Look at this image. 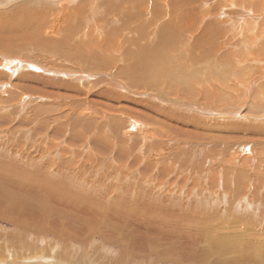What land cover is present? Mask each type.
<instances>
[{"label":"bare ground","instance_id":"obj_1","mask_svg":"<svg viewBox=\"0 0 264 264\" xmlns=\"http://www.w3.org/2000/svg\"><path fill=\"white\" fill-rule=\"evenodd\" d=\"M33 52L41 57L30 58ZM45 61H53L47 63L54 72L39 66ZM35 79L52 87L50 92L31 86ZM253 88H264V0H0V104L6 105L0 112L19 118L32 106L34 117L43 116L47 128L55 129L51 136L58 129L65 134L63 141L48 142L42 129L36 149L47 156L39 158L29 154L30 147L27 153L21 148L29 134L41 130L32 127L30 116L0 130V264H127L129 256L151 253L165 264H264V236L256 240L258 247L242 248L244 239L254 240L253 233L264 234V98L257 94L252 101ZM49 98L53 104L40 103ZM34 103H40L37 113ZM137 105L143 109L136 112ZM150 107L222 135L228 129L247 134L245 126L259 124L261 137L207 132L201 144L187 135L163 141L164 127L145 116L153 112ZM87 119L95 123L85 133L81 125ZM17 137L23 144L11 152ZM161 141L165 148L173 145V161L169 148L152 150ZM60 158L70 163L50 162ZM110 182L118 183L116 188ZM116 196L137 203L163 197L162 207L147 210L154 216L138 219L160 231L143 233L148 240L131 244L106 230L105 219L117 217L112 212L107 219L102 202ZM94 198L102 204L94 222L104 232L90 224L76 230L73 225L94 213L83 214L95 206ZM172 205L189 209L176 215L164 210ZM123 212L115 207V215ZM173 224L201 231L212 253L202 258L201 252L177 249L187 245V236L179 234L183 242L178 234L169 237L163 227ZM47 231L56 239L41 235ZM122 241L124 247L118 245ZM235 242L246 250L245 258L229 245ZM89 252L96 262L90 263Z\"/></svg>","mask_w":264,"mask_h":264},{"label":"rangeland","instance_id":"obj_2","mask_svg":"<svg viewBox=\"0 0 264 264\" xmlns=\"http://www.w3.org/2000/svg\"><path fill=\"white\" fill-rule=\"evenodd\" d=\"M39 52V51H38ZM38 52H33L31 55H30V58H37V55H38V57L40 56L39 54H36V53H38ZM62 52L60 51V54H61ZM33 54L35 55V56H33ZM41 57V56H40ZM61 57H63L64 59H71V58H69V57H66V56H61ZM42 60V61H41ZM41 60H39V61H41V62H43V58L41 59ZM47 62H53V61H45L44 63L46 64V65H44V63H40V67L42 68V69H45V70H47L48 69V72L49 73H51V72H54V71H52V70H54V69H49L50 67V65L47 63ZM124 62V61H123ZM112 65H114V62H112ZM46 66V67H45ZM51 70V71H50ZM36 72V71H35ZM40 74H42V73H40ZM40 75L38 74V76H36L35 75V77H39ZM32 81L34 82V80H31L30 82L31 83H29L31 86H33V87H36V88H38V89H41V90H45L46 89V91L45 92H50V90H51V88L52 87H47L46 86V84H44L43 83V81H40L39 79H35V81L36 82H34V83H32ZM38 81V82H37ZM40 82V84H38ZM44 85V86H43ZM53 87H55V84L54 85H52ZM179 86L181 87V86H183L182 85V83H180L179 84ZM263 87V86H262ZM59 93H63V96L64 97H69V96H67V95H65L64 93H65V91L64 90H62V89H56ZM132 90V89H131ZM138 91H140V92H138ZM138 91H135V92H137V93H141V94H143V93H145V94H147L146 92V90H145V92H144V90H142L141 91V89H138ZM259 91V92H258ZM143 92V93H142ZM254 93L256 94L255 96H254ZM3 95H4V98L3 99H6L7 98V96H6V92H3L2 93ZM45 94V93H44ZM144 94V95H145ZM251 94L253 95V96H251V100L252 99H255V101H257L258 100V98H259V96H261L262 98H264V88H263V90H262V88H258V89H256V88H253L252 89V91H251ZM257 94H259V96L257 95ZM199 95H200V93H199ZM256 96H258L257 98H255ZM134 99L136 100V101H140V102H142L143 100V98H140L139 97V95H137V96H134ZM61 101H63V100H61ZM61 101H59V102H61ZM252 101H254V100H252ZM51 103V104H53V100H50V98H49V100H46V99H44L42 102L40 101V103H44L45 105H46V103ZM144 102H146L145 100H144ZM249 102H250V100H249ZM40 103H34V105H36L35 106V110H36V113H37V108H38V106H39V104ZM153 105L154 106H157L156 105V103H154L153 102ZM0 106H6V105H4V104H0ZM32 107V106H31ZM29 108V111L26 113V114H23L22 116H30V117H28L27 119H28V121H32V127L33 128H35V129H41V130H39V131H37V133H34L33 135L32 134H29L28 135V137H26L23 141H25V140H27V143L26 144H23V141L22 142H19V137H17V139L16 140H14L15 141V143H14V147H13V149L11 150V152H14V150H16V148H17V146H19V145H21V144H23V146H21V148H22V150H23V152H25V153H27L26 151H27V148L28 147H30L29 149V154L31 153V154H33V153H36L37 155H38V151H37V149H36V145H37V139L39 138V137H35V136H41V134L42 133H44L46 130L48 131L47 132V141L49 142V138H52L53 139V141L55 140V142L58 140V139H61L62 140V137H64L65 136V134L64 133H62L61 131H60V129H58V132H56V137L55 136H51V134L53 133L52 132V130H55L54 128H52L53 126L51 125V127H50V129H52V130H49V128H47V124H45V123H47V121H45L44 120V117L42 116L41 118L40 117H34V115H35V113H34V111H33V109L34 108ZM37 107V108H36ZM51 107H53V106H51ZM137 109L135 110L136 112L139 110V109H143L141 106H139V105H137V106H135ZM151 109H152V111L153 112H148L145 116H147V117H149V118H152L153 120H155V121H157V124L159 125V126H163L164 127V129H165V131L166 132H163V133H161V134H159L160 136H161V139L164 141V139L166 140V138H170L171 140H186V138H184V137H182V136H185V135H187V136H190L191 138H193L194 140H197V142H200V143H198V144H201V134H206L207 132V134H210V136L211 135H217V136H219V135H222L221 133L219 134V132L218 131H211V130H207V128L205 127V124L203 125V124H201V123H196L195 121H193L192 119L190 120V119H185V117H178V115H174V116H164L165 114H158V113H156L154 110H156L157 112H158V110L157 109H154L153 107H150ZM5 110H8V107H5ZM57 110H59V109H57ZM91 110H93V109H91ZM262 110V108H257V109H255V112H257L258 114H259V117H262L261 116V111ZM30 111H32L30 114H29V112ZM64 111H65V109H64ZM261 111V112H260ZM69 115V114H68ZM22 116H20L19 118H18V116H15V117H12V116H10L9 114H7L6 112H0V122L1 121H3L2 119H5V120H7V122H1L0 123V130H4V128H7V127H11L12 126V124L13 125H16L18 122H20L19 120H20V118H22ZM32 117V118H31ZM156 117H158V118H156ZM9 118H13L12 120L11 119H9ZM17 118H18V120H17ZM35 118V119H34ZM175 118V119H174ZM171 119V120H170ZM11 120V121H10ZM176 120V121H175ZM191 121H193L194 123H190ZM12 122V123H11ZM15 122H16V124H15ZM41 122V123H40ZM93 122V123H92ZM199 122H201V119H200V121ZM8 123H10V124H8ZM86 125H85V124ZM95 123V121H92V120H90V119H87L86 121H84V122H82V125H81V129L83 130L82 132H84L85 131V133H88L89 131H92L91 129H90V127H92L93 126V124ZM235 123H237V122H227L226 124H227V126H229V127H232L233 125H238V123L237 124H235ZM54 124V123H53ZM200 124V125H199ZM55 125L56 126H58V123H55ZM199 125V126H198ZM202 125H203V127H202ZM243 126V125H242ZM42 127V128H41ZM84 128H86V129H84ZM245 128L247 129V131H248V133L246 134V133H243V132H238V131H236L235 129H233V131H231L230 129H228V133L229 134H226V132L223 134L224 135V137L225 138H228V137H241V138H243L244 136H248V137H252V138H258V137H261V135H259V134H257L256 133V131H257V129L256 128H260L259 127V124H258V126H257V124H255V125H252V126H245ZM42 129H43V131H42ZM202 129V130H201ZM61 130H64V128H61ZM173 131V132H172ZM201 131H203V132H201ZM264 131V130H263ZM1 132H3V131H1ZM0 132V133H1ZM110 132V131H109ZM112 132V131H111ZM168 132V133H167ZM210 132H212V133H210ZM214 132V133H213ZM40 133V134H39ZM172 133H173V135H172ZM216 133V134H215ZM49 134V135H48ZM61 134V137H59V135ZM63 134V135H62ZM243 134H246V135H243ZM32 135V136H31ZM58 135V136H57ZM223 135L222 136H220L221 138L223 137ZM264 136V135H263ZM58 137V138H57ZM173 137V138H172ZM69 138V137H68ZM74 139H76L75 138V136L73 137ZM28 139L31 141V142H28ZM65 139V141H66V137L64 138ZM160 139V140H161ZM34 140H36V141H34ZM191 140V139H190ZM63 141V140H62ZM163 141H161L159 144L157 143V145L155 146L154 145V147H153V149L152 150H155L156 149V147L158 148L157 150H162L163 149V153H164V148H165V146H167V145H165L164 146V142ZM13 142H10V144H12ZM17 143L19 144V145H17ZM36 143V144H35ZM162 143V144H161ZM142 144V143H141ZM28 145V146H27ZM34 145H35V147H34ZM160 145V146H159ZM33 148H34V150H33ZM169 148V150L167 151L168 152V158H169V160L170 161H173V159H174V155H175V151L173 150V145H171V146H169L168 145V147L167 148H165V149H168ZM217 148V147H216ZM25 150V151H24ZM201 150V149H200ZM198 151V152H201V151ZM34 151V152H33ZM153 153V152H152ZM119 154H124V153H122V152H119L117 155H119ZM246 154V153H245ZM39 156V155H38ZM45 156H47L45 153H41L40 154V156H39V158H42V157H45ZM134 156V155H133ZM123 158V157H122ZM126 158H124V160H125ZM58 160V161H57ZM57 160H55V161H50V162H52V163H56L57 165H56V167H60V165L61 166H63V167H65L66 166V164H68V163H70L69 161H67V159L65 160H63V159H61L60 158V160L59 159H57ZM130 161H131V159H130ZM58 162H60V163H58ZM65 162H67L66 164H65ZM42 163V162H41ZM40 163V166L42 167V165L44 166V164L42 163L41 164ZM59 165V166H58ZM167 165H170V162H168L167 163ZM145 168V167H144ZM55 168L54 167H51L50 168V170H54ZM141 170H142V168H140ZM141 170L140 171H138L139 173V175H141V176H144L143 175V173L141 172ZM199 170H201L200 168H199ZM158 173V171H153L152 172V175H155V176H157L156 178H163L164 177V175H163V173L162 172H160L159 171V173ZM107 174V173H106ZM161 176V177H160ZM171 177H173V176H171ZM99 179V178H98ZM107 181V180H106ZM111 183V182H110ZM109 183V187H112V188H116V185L118 184V183H111L110 184ZM116 184V185H115ZM118 188V187H117ZM119 188H120V186H119ZM35 195H37V196H40L41 194H42V192L40 191V190H37V191H33L31 188H29ZM66 190H68V189H65L64 191H66ZM70 191V190H69ZM66 193H67V191H66ZM127 196V195H126ZM116 197H118V199L117 200H114V201H112V203H109V202H102L104 205H103V208H105L106 207V209H108L107 211V219H109L110 218V216H111V214H112V212H113V214H114V216H116L117 218L116 219H114V220H106L105 219V223L106 224H102L101 226H105L106 225V230H115L116 231V235L117 236H122V237H124V239H126V240H128L129 241V243H131V244H136L137 243V241H138V238H141V237H143V239L144 240H148V237L147 236H143V233H146V234H149V233H151V234H153L154 235V232L156 231V230H158V231H160V228L161 227H159V226H157L156 228L153 226V224L154 223H152V224H148L146 221L145 222H138V221H140V220H138V219H140V218H143V216H148V217H150V216H154V215H150V212L149 211H147L148 209L150 210L151 208H157L158 206V208H160V207H162L161 206V204L162 203H164L163 201L165 200L163 197L161 198V199H157V200H154V202L152 203V202H150L149 203V201H147V200H142L140 203H137V200L138 199H133V202L132 201H130V202H128L127 200V198H124V197H122V196H116ZM121 197L123 198V199H121ZM120 199V200H119ZM125 199V200H124ZM123 201V202H122ZM148 203H147V202ZM51 203H53V204H51ZM50 204H51V206H53L54 208H57V209H60L61 208V204H56L55 203V205H54V202H51ZM97 203V204H96ZM107 203H109V204H107ZM134 203H136V205L138 206L137 208H138V210L140 211L139 213L138 212H136L137 210V208H136V206L134 205ZM84 205H86V203H83ZM92 204L93 205H95V206H93V208L89 205V204H87L85 207L87 208L88 206H90V207H88L87 208V211L85 212V213H83V214H91V213H93L92 215H87V216H84L83 218H82V221H84V223L82 222V221H80V222H82V223H79V226H78V222L76 223L77 225H73L72 227H74L76 230H79V228L80 229H83V226L84 227H89L90 225L92 226V227H96V229L99 231V230H101L102 232H104V229H103V227H99L97 224H95V222H94V220H95V217H96V213H99L98 212V210L97 209H100V206H102V204H100V202L98 201L97 202V200L95 201V198H94V200L92 201ZM57 205H59V206H57ZM128 205V206H127ZM130 205V206H129ZM147 205V206H146ZM114 206V207H113ZM118 206V208H120V207H122L123 209H125V211L126 212H123L124 214L123 215H120V216H117V215H115V207H117ZM155 206V207H154ZM157 206V207H156ZM168 207V208H167ZM167 207H164V210L165 209H167V211H170V213H172V214H174V215H176V213L177 212H174V211H180V213H184V211H188V209L189 208H184V209H186V210H183L182 208H178L177 206H174V205H172V206H167ZM169 207H171V208H169ZM29 208V207H28ZM95 208V209H94ZM91 209H94L93 211H91ZM146 210L145 212H143V210ZM142 210V211H141ZM110 211V212H109ZM110 213V214H109ZM196 213H198V214H201V209L200 210H197L196 211ZM135 215V217L137 218H134L133 216ZM123 218V220H122V218ZM126 217V218H125ZM159 217V216H158ZM49 218V217H48ZM131 218V219H130ZM160 218V217H159ZM64 219V218H63ZM62 219V220H63ZM88 219V220H87ZM126 219H129V221L130 222H125L126 221ZM61 220V221H62ZM86 221V222H85ZM88 221H91V223H88ZM107 221V222H106ZM124 222V223H123ZM159 224V222L157 221V220H155V224L156 225H158ZM163 223V222H162ZM174 223H176V222H174ZM90 224V225H89ZM81 225V226H80ZM109 225H111V226H109ZM108 226V227H107ZM227 228H228V226H226ZM78 228V229H77ZM110 228V229H109ZM164 228V230H166V231H171V234L170 235H168L169 237L170 236H177V234H178V236H179V234L180 233H183L184 235H186L187 237H186V239L184 240L185 241V243L187 244V245H184V246H181V247H178L177 249H180V250H183V249H192V250H194V251H192V253H191V255H194V256H197L196 254L199 252H201V256H202V258L204 257V256H209L212 252L211 251H209L208 249H207V247L209 246V244H207L208 243V239L207 240H204V239H206L207 237L206 236H204V235H202L201 234V231L199 232L200 234H197V230L196 229H191V231L190 230H187V229H183V228H179L178 226H177V224L176 225H172V226H170V227H163ZM119 230V231H118ZM195 231V232H194ZM239 231L240 232H242L243 231V226H241L240 228H239ZM124 232V233H123ZM254 232V231H253ZM256 232V231H255ZM107 233H108V231H107ZM120 233H121V235H120ZM164 232L162 231V234H163ZM125 234V235H124ZM141 234V235H140ZM41 235L42 236H45V237H47V238H49V239H53V240H55L56 239V236L52 233V232H49V231H47V232H44V233H41ZM127 235V236H126ZM134 235V236H133ZM140 236V237H139ZM162 235L159 233V238L161 237ZM197 236H198V238H197ZM262 236H264V234H263V232H256V233H253V235H252V239H254V240H250L249 242H248V240L247 239H244V244H243V249H245L246 248V246H248V243L250 244L251 243V245H255V246H259V245H257L258 244V242L256 241V240H259V239H262L263 237ZM135 237V238H134ZM180 237V236H179ZM195 237V238H194ZM181 238V237H180ZM199 238H201L202 240H203V242L200 240L199 241ZM133 240H135V241H133ZM178 241H182L183 242V240H182V238H181V240H178ZM206 241H207V243H206ZM247 241V242H246ZM252 241V242H251ZM149 242H152V243H156L155 242V240H154V238H152ZM61 243V242H60ZM191 243V244H190ZM238 243L239 242H235L234 244H229L231 247L233 246V248H236L237 247V249H239L238 250V252H237V254L236 255H238V256H241L242 258H245V257H243V256H245V254L247 253L246 252V250H243L242 248L240 249V247L239 246H237L238 245ZM247 243V244H246ZM196 244H199V246H200V248H198V247H195V245ZM117 245V244H116ZM118 245H122L123 247H124V245H126V243L124 242V241H122L121 242V244H118ZM154 245H157L158 246V244L156 243V244H154ZM193 245V246H192ZM204 245V246H203ZM191 246V247H190ZM250 246V245H249ZM115 247H117V248H119L118 246H115ZM246 252V253H245ZM204 254V255H203ZM87 255H88V257H89V260H90V263H94V262H96L98 259L96 258V257H93L92 255H91V253L89 252V253H87ZM94 255V254H93ZM152 256V257H151ZM129 257H132V258H130L129 260V262H127V264H148V262H151V263H153V260H156V262H159V264H165L166 262L163 260V259H161V258H156V256L153 254V253H151V254H149L148 256H145L144 254L143 255H137V256H135V257H133V256H129ZM145 257H147V258H145ZM154 257V258H153ZM216 258H213L214 260H221V258H219L218 256H215ZM231 257V256H230ZM138 258V259H137ZM201 258V259H202ZM135 259V260H134ZM131 260H133V261H131ZM264 260V259H263ZM72 261H74V260H72ZM127 261V260H126ZM222 261V260H221ZM252 261H253V263H254V260H253V258H252ZM74 262H76V261H74ZM175 262L174 261H172V262H169V264H174ZM74 264H78V263H74Z\"/></svg>","mask_w":264,"mask_h":264}]
</instances>
